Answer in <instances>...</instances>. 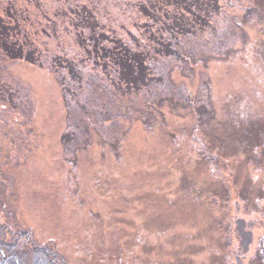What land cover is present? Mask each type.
<instances>
[{
	"label": "rangeland",
	"instance_id": "374dc122",
	"mask_svg": "<svg viewBox=\"0 0 264 264\" xmlns=\"http://www.w3.org/2000/svg\"><path fill=\"white\" fill-rule=\"evenodd\" d=\"M151 1L0 0V17L11 23L14 20L19 38L25 37L38 49L36 58L41 64L40 68L23 61L0 64V94L16 108L12 113L0 107V211L10 213L4 216L0 212V217L32 230L41 242L54 239L68 264H108L110 255L116 256L110 252L113 248L119 247L120 254L129 259L127 249L138 251L142 243L151 241L154 223L142 226L135 216V211L142 210L137 197L150 182L154 189L168 192L151 195L146 206L165 207L168 194L170 204L175 201L186 207L185 218H199L194 227L199 232L196 242L206 251L197 257L182 256L185 262L264 264V19L257 12L231 11L224 0H217L228 14L212 12L210 21L216 31L196 28L198 33L179 40L176 56L151 57L155 59L152 63L163 66L155 74L165 75L164 81L159 78L152 83V94L157 91L154 95H164L168 102L155 103L153 96L145 102L151 95L144 92L134 96L137 106L129 109L136 110V115L126 134V155L113 142L105 145V138H100L91 124L85 145L82 141L72 155L63 153L60 138L66 131V112L48 62L72 56L76 43L71 32L76 23L114 29L125 42L135 44V39L140 49L144 45L156 49L148 42V34L143 35L145 25L151 23L146 18V12L152 11ZM154 1L158 7L164 3L161 8L167 6L164 9L169 13L176 12L173 3ZM249 1L259 2L264 10V0ZM82 9L95 17L97 24L81 14ZM77 14L83 20L74 19ZM157 21L153 29L159 33L164 22ZM235 23L242 29L234 30ZM199 36L202 41L210 36L213 40L200 46L196 41ZM214 43L222 45L220 56L209 51L216 52ZM194 50L197 63L185 64L183 57ZM182 82L186 93L192 95L189 105L177 103L171 96ZM197 97L207 102L202 115L196 112L198 102L193 98ZM152 106L161 117L153 114ZM211 107L214 119L205 114ZM27 113L35 134L15 138L12 133L20 131L9 121L23 123ZM210 147L218 149L222 158L233 159L229 168L209 158L204 151ZM152 153L164 156H153L152 163L144 165L142 157ZM124 204L127 211L115 214L120 223L113 226L106 211ZM150 210L148 207L145 212ZM163 216L156 220L171 231L170 221ZM149 226L152 228L147 231ZM237 233L243 236L241 248ZM171 249L164 243L148 263L166 262ZM176 259L171 264H184Z\"/></svg>",
	"mask_w": 264,
	"mask_h": 264
},
{
	"label": "trees",
	"instance_id": "16d2710c",
	"mask_svg": "<svg viewBox=\"0 0 264 264\" xmlns=\"http://www.w3.org/2000/svg\"><path fill=\"white\" fill-rule=\"evenodd\" d=\"M166 1L170 4L173 3L176 12L173 14L169 13L171 11L164 9L167 6L162 9V2H160V7H158L159 3L154 0L151 1L152 11L146 12V18L151 23L145 25L146 30L143 35L148 34V42L156 45V49L152 51L146 45L140 49V45H137L138 41L135 39V44L125 42L121 35L117 36L114 29L104 30L103 27L92 28L89 24L85 26H80L77 23L76 25L73 24L74 31L71 34L74 33L72 34V38L76 45L71 52L72 56L67 57L65 55V57L59 58V61L57 57H54L50 59L48 62L49 67H47L61 89L62 102L66 112V131L60 138L63 141V153L72 155L76 150L80 149L82 141L84 143V138L86 140L91 136V133H88V127L91 124L97 129L99 137L103 140L105 138V145H110L113 142L117 149L123 155H126V134L128 129L131 128L132 121L135 120L134 116L136 115V110L129 109L137 106L134 96L144 92L151 95L145 99V102H149L148 100L152 96V101L155 103L168 102L165 100L164 95H154L157 91H154L152 94V83H157L159 78L160 81H164L165 76L163 74L158 76L155 74L156 71L161 72L163 66L158 67L157 63H152L151 61L155 60L153 58L159 54H162L164 57L176 56L177 47L181 46L179 40L182 42L183 36H193L198 33L199 31L196 28L205 29L208 27L207 29L212 28L213 31H216L212 20L210 21L212 12L221 16L228 14L226 8L217 5V0ZM250 2L249 0H224V4L231 11H255L264 19V10L260 9L259 2L254 4L253 2L250 4ZM162 5L164 6V3ZM159 11H161V14L158 13ZM83 12L86 17L90 16L95 21L94 24H97L95 17H92L84 9L80 13L83 14ZM204 17L207 20H203ZM74 19L83 20L79 14ZM155 19L158 20L157 22H164L162 27L159 28V33L157 32L158 30L155 31L153 29L157 25ZM239 25L235 23L232 25V28L234 30L236 28L237 30H241L242 28ZM15 28L18 29V26L15 25L14 20L11 23V21L0 17V64L2 62L7 64L8 62L18 63L23 61L32 67L40 68L41 64L36 58V51L38 49L33 47V45L31 46L25 37L20 39L19 33L15 31ZM207 29L203 31L205 32ZM201 36L196 40L200 46L202 42H211L213 40V37L210 36L202 41ZM213 48H216V52L209 50L210 53L220 56L222 45L214 43ZM183 58L185 64L194 66L197 63L195 50ZM171 83L172 80L169 75L168 84L170 85ZM176 86L178 90L171 96L176 97L177 103L188 102L187 104L189 105L192 95L186 93V84L182 82ZM3 93L4 90H2ZM156 96H159V98L156 99ZM4 98V94H0V107L4 106L7 111L9 109L12 113L15 112V105L10 101L4 100ZM193 99L198 102L196 112L202 115L207 107V102L206 104L203 103V98L197 97V100L196 98ZM151 110L155 116L161 117L159 110H154L153 106ZM205 114L208 118H215V111L212 107ZM24 119L27 122L17 123L15 120L9 121L10 125L16 126L20 131L17 134L12 133L15 138L22 139V136H19V134H23L24 136H34L35 134L30 129L31 125L29 124L32 122L30 114L27 113ZM195 130L199 131V129ZM10 143L13 145L12 141ZM210 148L204 151L209 158L212 157L218 165L221 164L225 169L229 168L233 159L231 157L222 158V156H219L220 152L218 149L215 147ZM153 156L163 158L164 154L152 153V155H145L142 157L144 158L143 164L148 165L152 163ZM139 163L140 160L137 161L136 165H139ZM154 186V184L147 182L146 191L143 194L140 193V197H137L139 199V207L142 210L135 211V216L140 221L142 220V226H153L154 223L153 232L150 235L151 241H148L149 244L142 243L143 249L140 248L138 251H133L131 247L130 250L127 249L129 259L124 258L120 254L121 250H119V247L118 249L113 248L110 252H113L112 254H116V256L110 255L111 258H108V264H130V261L131 264H150L148 263V260L151 259L150 255L161 249L164 243L172 248L171 257L166 262L158 259V264L176 263L177 257L180 258L181 263H192L189 259L185 262L182 256L189 257V255H193L197 257L206 251V247L199 248V242H196L199 232L194 227L195 225H199V218L194 216L185 218L188 212L183 204L179 205L175 201L170 204V200L167 199L168 197L170 198L168 194L166 195L168 196L166 197L168 205L165 207H153L144 204L153 199L151 195L155 197L168 192L167 190L160 191L159 189H154ZM148 207L151 210L146 213L145 210ZM121 210L126 213L127 208L125 204L120 208H111L106 211V218L113 226H117L120 223L119 217H115V214H119ZM168 211H170L169 214ZM150 212L151 214H149ZM9 214L3 210L1 212V215L4 216H9ZM162 216L170 221L171 231L169 230V226L161 225L156 220ZM128 219L134 223L133 218ZM171 219H177L179 222ZM149 228L152 227L149 226L147 231ZM192 231H195V233H192ZM117 234L120 235L118 231ZM236 236L241 248L243 236L238 233ZM153 239L156 242L153 243ZM141 252H144V254ZM156 256L159 257V253ZM0 264H68V262L65 256L58 250L54 239L41 242L32 230L3 221L0 217Z\"/></svg>",
	"mask_w": 264,
	"mask_h": 264
}]
</instances>
